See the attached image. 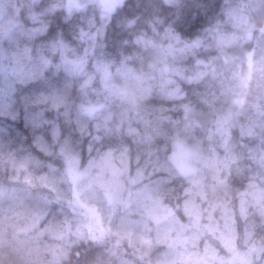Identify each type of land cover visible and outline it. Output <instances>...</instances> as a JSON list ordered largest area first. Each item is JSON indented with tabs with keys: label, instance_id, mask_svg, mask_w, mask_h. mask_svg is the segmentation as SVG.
Segmentation results:
<instances>
[{
	"label": "clouds",
	"instance_id": "clouds-1",
	"mask_svg": "<svg viewBox=\"0 0 264 264\" xmlns=\"http://www.w3.org/2000/svg\"><path fill=\"white\" fill-rule=\"evenodd\" d=\"M0 264H264V0H0Z\"/></svg>",
	"mask_w": 264,
	"mask_h": 264
}]
</instances>
